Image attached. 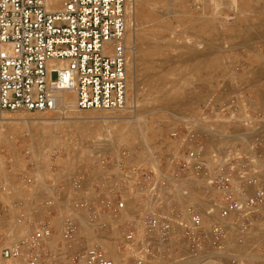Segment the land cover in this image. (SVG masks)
Masks as SVG:
<instances>
[{
    "label": "built area",
    "instance_id": "built-area-1",
    "mask_svg": "<svg viewBox=\"0 0 264 264\" xmlns=\"http://www.w3.org/2000/svg\"><path fill=\"white\" fill-rule=\"evenodd\" d=\"M52 6L48 0H0V43L6 47L0 57V109L62 111L65 91L75 94L78 110L126 109L130 0H65L60 9ZM231 98L213 101L210 119L182 118L169 133L170 148L154 165L130 164L129 149L99 154L96 180L78 172L48 186L39 205L22 198L16 220L26 233L1 244L3 263L120 264L129 256L132 264H154L183 250L196 264H207L210 250L229 256L232 225L242 243L264 221V115L253 114L244 90ZM242 110V135H248L242 145L216 147L207 155L208 131L201 124L217 123L225 113L233 125ZM22 178L27 186L36 182Z\"/></svg>",
    "mask_w": 264,
    "mask_h": 264
},
{
    "label": "rangeland",
    "instance_id": "rangeland-1",
    "mask_svg": "<svg viewBox=\"0 0 264 264\" xmlns=\"http://www.w3.org/2000/svg\"><path fill=\"white\" fill-rule=\"evenodd\" d=\"M130 5L128 108L69 110V119L62 111L0 109V264L1 244H11L26 233L16 220L18 202L26 198L39 205L48 186L78 172L96 180V155L115 156L129 149L130 164L154 165L170 148L169 133L182 118L208 114L210 119L212 102H230L238 90L253 101V114L259 110L264 115V0H130ZM136 110L141 117L130 118ZM244 114L237 112L233 125L225 113L217 123L201 124L208 131L207 155L216 147L242 145L243 137H248L242 135ZM138 124L144 134L131 131ZM46 126L60 136L47 137L36 147V135ZM24 175L36 178L34 186H27ZM255 225L261 232L254 230ZM255 225L242 243L241 236L231 232L229 256L210 250L207 264H264V221ZM259 232L260 239L254 238ZM186 253L180 254L187 264H194ZM180 254L155 263L179 264ZM119 260L132 264L129 256Z\"/></svg>",
    "mask_w": 264,
    "mask_h": 264
},
{
    "label": "bare ground",
    "instance_id": "bare-ground-1",
    "mask_svg": "<svg viewBox=\"0 0 264 264\" xmlns=\"http://www.w3.org/2000/svg\"><path fill=\"white\" fill-rule=\"evenodd\" d=\"M64 2H65V0H48V4H53V6H52V9H60V8H62V6L64 5ZM163 10V9H162ZM251 24V23H250ZM252 27V26H251ZM250 27V28H251ZM258 31V30H257ZM263 30H261V32H262ZM128 32V31H127ZM249 33V32H248ZM259 33V32H258ZM263 33V32H262ZM128 34V33H127ZM127 34H126V46H127V52H128V44H127ZM229 34V33H228ZM237 34V33H236ZM261 34V33H260ZM1 44V43H0ZM5 49H6V47L4 46V45H2L1 44V46H0V55L5 51ZM1 57V56H0ZM135 63V62H134ZM170 63H171V61H170ZM134 65V64H133ZM169 65V64H168ZM167 66V65H166ZM165 66V67H166ZM163 67V66H162ZM160 69V68H159ZM128 73H130V71H129V67H128ZM262 93H263V91H262ZM261 93V94H262ZM74 101H75V94L72 92V91H65L64 93H63V96L61 97V100H60V103L62 104L63 103V107H62V113L64 112V115H63V117L65 118V119H69V118H72V117H70V116H68V113H67V111H69V110H76L74 107H73V103H74ZM163 101H165V100H163ZM166 102V101H165ZM171 103V102H170ZM136 107V106H135ZM128 108V107H127ZM136 109V108H135ZM176 111V110H175ZM174 111V112H175ZM132 114V113H131ZM55 115V114H54ZM176 115H178V114H176ZM58 116V115H57ZM63 117H61L62 119H63ZM141 116H140V113L138 112V110H136L135 111V114L132 116H130V118H140ZM60 118V117H59ZM64 119V120H65ZM62 120L60 119H58V122H61ZM0 122H3V118L2 119H0ZM61 127V126H60ZM131 131H134L135 133H136V131H139V133L140 134H144V132H145V130H144V127L141 125V124H138V125H136V126H134L132 129H131ZM37 137L35 138V140H38V141H36L37 143H36V147H37V145L39 144L38 142H41V141H45V138H47V137H51V139H56V138H58L60 135H59V133L57 132V130H55V128L54 129H52V126H46V128L42 131V132H40V133H38L37 135H36ZM53 136H57L56 138H54ZM231 136V135H230ZM234 136V135H233ZM232 136V137H233ZM53 137V138H52ZM232 137H231V139H232ZM229 138V137H228ZM103 147V146H102ZM107 150V149H106ZM110 150V149H109ZM258 226H256L255 225V227H254V230H259V228H257ZM257 228V229H256ZM253 230V229H252ZM230 231L232 232V235H234V232H237V229L235 228V225H232V227L230 228ZM260 231V230H259ZM230 232V233H231ZM261 232V231H260ZM260 232H259V236L257 235L256 237H254V238H257V239H260ZM263 232V231H262ZM256 235V234H255ZM245 242V241H244ZM233 243V242H232ZM230 245H232V244H230ZM106 246L110 249V251L112 252V254L111 255H113L114 257H118V255L116 254V252L115 251H113V250H111V249H113L112 247H111V245H109V244H107L106 243ZM229 246V245H228ZM241 246H242V244H241ZM229 249H231V248H229ZM231 251V250H230ZM229 251V252H230ZM228 252V251H227ZM226 254H229V253H226ZM243 254V253H242ZM245 254V253H244ZM180 255H182V254H180ZM219 256V255H218ZM221 256V255H220ZM219 256V257H220ZM225 256V255H224ZM232 256V255H231ZM237 256V255H236ZM240 256V255H239ZM228 257V256H227ZM234 257H235V255H234ZM119 258V257H118ZM184 256L182 255V256H180L179 257V260H178V262H179V264H187L186 262L187 261H185L184 259H186V258H184ZM226 259V258H225ZM232 259H234V258H232ZM176 260V261H177ZM193 260H191V262H192ZM194 262V261H193ZM156 264V263H155ZM160 264V263H159ZM165 264V263H164ZM176 264V263H175ZM191 264H193V263H191ZM195 264V263H194ZM218 264V263H217Z\"/></svg>",
    "mask_w": 264,
    "mask_h": 264
},
{
    "label": "crops",
    "instance_id": "crops-1",
    "mask_svg": "<svg viewBox=\"0 0 264 264\" xmlns=\"http://www.w3.org/2000/svg\"><path fill=\"white\" fill-rule=\"evenodd\" d=\"M238 233V232H237ZM238 235H239V233H238ZM241 236V235H240ZM243 236V235H242ZM245 239H246V234L244 235V240L243 241H245ZM229 240H231L232 241V236L229 234Z\"/></svg>",
    "mask_w": 264,
    "mask_h": 264
}]
</instances>
